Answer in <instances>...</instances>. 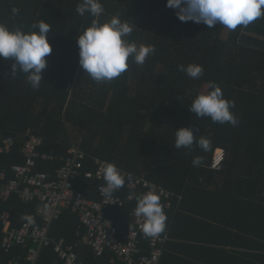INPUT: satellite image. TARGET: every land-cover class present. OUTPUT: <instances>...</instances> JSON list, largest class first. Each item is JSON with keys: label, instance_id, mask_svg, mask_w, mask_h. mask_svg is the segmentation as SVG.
<instances>
[{"label": "trees", "instance_id": "1", "mask_svg": "<svg viewBox=\"0 0 264 264\" xmlns=\"http://www.w3.org/2000/svg\"><path fill=\"white\" fill-rule=\"evenodd\" d=\"M80 2L0 0V23L27 31L44 19L51 28L52 47L38 89L19 70L11 75L14 61L0 57V129L3 135L15 137L12 151L0 153V170L10 178L14 176L11 167L25 162L22 147L31 129L43 138L40 150L55 155L54 160H40L37 170L54 174L72 146L85 153L75 188L89 190V197L100 196L98 181L85 175L95 171V158L175 194L171 206L161 201L170 237L159 264L171 238L177 237L176 226L193 217L186 204L197 197L218 200L222 242L230 241L235 247L237 264H264V16L247 27L229 30L224 37L225 27L220 24L207 28L181 22L166 7V0H100L101 22L118 14L134 29L127 39L138 46L154 45L155 52L143 65L129 58L121 76L97 83L79 64L77 37L93 20L87 13H77ZM13 7L19 9L18 15L12 14ZM188 63L203 66L199 79L178 71V65ZM210 80L235 102L231 111L237 125L214 123L189 111L193 98L208 90ZM182 126L196 129L197 139H209L210 149L204 151L196 144L192 149H175V129ZM216 149L225 150L219 169L211 167ZM196 156L202 158L198 166L192 164ZM129 192L124 188L119 194L126 197ZM136 204L137 198L106 209L121 238L136 227L132 219ZM40 205L38 200L25 203L14 194L7 200L0 198V215L10 212L12 225L19 227L26 221L22 217L37 214ZM78 231L85 230L71 208H65L50 228L53 238H65L67 243L78 239ZM140 245L144 253L149 251L145 240ZM27 252L28 247L21 245L6 250L0 241V263L14 258L25 263ZM80 255L87 264H127L109 249L96 256L84 246ZM36 264L63 262L50 245L41 248Z\"/></svg>", "mask_w": 264, "mask_h": 264}, {"label": "clouds", "instance_id": "2", "mask_svg": "<svg viewBox=\"0 0 264 264\" xmlns=\"http://www.w3.org/2000/svg\"><path fill=\"white\" fill-rule=\"evenodd\" d=\"M166 7L173 9L181 22L191 21L204 24L207 28L220 24L229 30H236L238 26L247 27L264 16V0H166ZM11 11L14 16L19 14L16 7ZM76 11L80 16L87 13L93 17L90 26L79 31L77 45L79 64L95 82L113 81L127 71L129 58L137 65H143L146 58L155 52L154 45L138 46L127 39L134 29L118 14L101 22L99 18L104 14V7L100 0H81ZM50 31L44 19L33 23L27 31L0 23V57L13 60L11 75L14 76L17 70L24 73L34 89H38L44 80L42 70L47 66L46 57L52 52L48 40ZM177 69L192 79H199L204 71L203 66L197 63L180 64ZM207 87V91L198 92L193 98L189 111L197 117H210L214 123L237 125L238 119L231 111L235 102L225 98L217 82L210 80ZM195 131L184 126L175 129L174 148L192 149L196 144L208 151L211 141L204 137L197 139ZM201 162L199 156L192 160L194 166ZM102 174L106 185L101 190L102 196L110 198L114 191L124 186L125 179L111 162L104 164ZM134 212L142 218L139 227L145 236L156 237L165 231L167 217L160 194L154 188L137 196ZM22 218L34 222L31 215L25 214Z\"/></svg>", "mask_w": 264, "mask_h": 264}, {"label": "built area", "instance_id": "3", "mask_svg": "<svg viewBox=\"0 0 264 264\" xmlns=\"http://www.w3.org/2000/svg\"><path fill=\"white\" fill-rule=\"evenodd\" d=\"M27 139L22 147L25 157L23 164L11 167L14 176L8 178L4 170H0V198L7 200L14 194L25 202L38 200L41 204L37 214H32L34 222L25 221L19 227L12 225L11 214L4 211L0 215V241L4 249L9 250L14 245L28 247L25 263L18 258L10 259L0 264H36L42 247L53 245L63 264H87L81 258L80 250L84 246L93 249L96 256L102 255L106 250H112L116 258L127 264H159L164 246L169 239L166 219L165 231L156 237H147L140 230L142 218L132 213L135 228L119 237L114 219L107 215L106 209L114 206H123L126 202L134 200L138 195L154 188L160 194L165 206H171L174 193L160 186L153 185L148 179L117 167L125 179L122 188L114 191L110 198L102 196L101 190L106 186L103 180L102 168L108 161L95 158V171L86 172V177L98 181L97 191L99 198L89 197L88 193L75 188V180L80 176L85 160V153L76 146L68 150L64 164L54 174L37 170L39 161L54 160L52 152L40 150L43 138L34 134L31 129L27 131ZM15 144V137L3 135L0 129V153H9ZM225 159V150L216 149L211 167L219 169ZM127 188L130 190L126 197L119 193ZM65 208L76 212L84 228L78 231V239L67 243L65 238L55 239L50 234L52 222L58 218ZM48 211L47 213L45 211ZM38 216L41 220L38 221ZM140 237L148 243L149 251L143 252Z\"/></svg>", "mask_w": 264, "mask_h": 264}, {"label": "crops", "instance_id": "4", "mask_svg": "<svg viewBox=\"0 0 264 264\" xmlns=\"http://www.w3.org/2000/svg\"><path fill=\"white\" fill-rule=\"evenodd\" d=\"M212 199L197 197L186 204L188 212L194 211L193 217L176 226L177 237L171 238L163 264H237L235 247L230 241L222 242L220 204Z\"/></svg>", "mask_w": 264, "mask_h": 264}, {"label": "rangeland", "instance_id": "5", "mask_svg": "<svg viewBox=\"0 0 264 264\" xmlns=\"http://www.w3.org/2000/svg\"><path fill=\"white\" fill-rule=\"evenodd\" d=\"M228 31H229V29L225 28V31H224V37H226Z\"/></svg>", "mask_w": 264, "mask_h": 264}]
</instances>
